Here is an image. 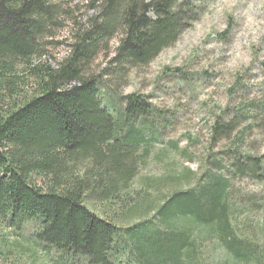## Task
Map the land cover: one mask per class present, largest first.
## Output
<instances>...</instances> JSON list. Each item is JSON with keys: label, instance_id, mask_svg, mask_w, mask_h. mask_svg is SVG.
<instances>
[{"label": "trees", "instance_id": "1", "mask_svg": "<svg viewBox=\"0 0 264 264\" xmlns=\"http://www.w3.org/2000/svg\"><path fill=\"white\" fill-rule=\"evenodd\" d=\"M68 2L0 0V227L31 225V243L55 249V264H211V243L224 264H264V246L236 221L237 233L231 205L233 178L264 180V155L234 149L221 172L155 203L133 184L153 146L144 129L154 107L137 94L115 105L104 97L110 83L91 74L117 36L112 84L148 67L199 21L195 1L89 0L96 14L54 67L48 40L71 15ZM237 114L217 118L212 137L231 141L246 116Z\"/></svg>", "mask_w": 264, "mask_h": 264}, {"label": "rangeland", "instance_id": "2", "mask_svg": "<svg viewBox=\"0 0 264 264\" xmlns=\"http://www.w3.org/2000/svg\"><path fill=\"white\" fill-rule=\"evenodd\" d=\"M68 1L71 15L48 40V56L54 67L69 55L77 24L85 25L96 14L89 0ZM194 1L202 11L199 21L180 35L175 45L148 67L133 71L121 85L112 84L107 76L119 36L91 68V74L110 83L104 97L115 105L137 94L154 107L146 121L149 126L144 129L148 137H153V146L133 184L142 187L144 195L150 194L155 203H162L174 191L195 189L206 173L221 172L234 149L245 156L264 155V0ZM238 111L250 117L239 123L231 141L213 138L210 126L214 121L222 117L228 123L237 119ZM232 180L234 228L240 234L243 224L249 227L245 234L261 248L264 236L258 229L264 227V180ZM31 233V225L17 233L0 227V237L12 249L8 260L0 264L59 262L55 249L31 243ZM211 245L210 263L224 264L219 251L213 257ZM18 247L25 253L19 254Z\"/></svg>", "mask_w": 264, "mask_h": 264}]
</instances>
